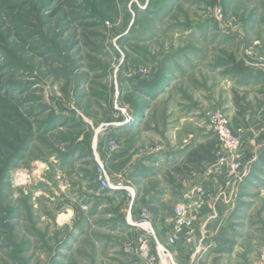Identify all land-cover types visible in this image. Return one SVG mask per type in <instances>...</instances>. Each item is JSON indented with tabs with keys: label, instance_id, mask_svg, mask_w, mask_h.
I'll list each match as a JSON object with an SVG mask.
<instances>
[{
	"label": "rangeland",
	"instance_id": "374dc122",
	"mask_svg": "<svg viewBox=\"0 0 264 264\" xmlns=\"http://www.w3.org/2000/svg\"><path fill=\"white\" fill-rule=\"evenodd\" d=\"M235 93L260 124L264 0H0V264L141 262L124 250L128 199L100 187L99 161L158 211L164 240L183 192L211 178L213 160L191 164L216 138L205 110L244 130ZM263 147L226 194L205 188L197 223L232 211L198 246H168L175 264H264Z\"/></svg>",
	"mask_w": 264,
	"mask_h": 264
},
{
	"label": "built area",
	"instance_id": "2783aa9c",
	"mask_svg": "<svg viewBox=\"0 0 264 264\" xmlns=\"http://www.w3.org/2000/svg\"><path fill=\"white\" fill-rule=\"evenodd\" d=\"M140 71L145 73L146 67H141ZM209 125L214 132L218 141V148L215 150V159L206 167V175L211 178H220L223 191L233 189L235 185L242 180L244 153L241 150L242 129H233L230 125V118L226 112L220 109H207L204 112ZM261 132L264 133V116L261 121ZM108 147L111 151L119 149V144L115 140H110ZM97 180L100 187H111L119 189L128 199V216L130 224L137 230L135 238L128 241L124 245L126 253L139 258L146 264H155L157 262V255L153 247H159L163 253L168 257L169 264H175L172 252L168 246L177 243L181 237L188 245L198 246V235L196 229V219L194 211L200 207L203 202L202 186H194L193 188L183 192V202L178 204L174 209L172 219L173 233L167 236L166 244H161L153 224V216L147 205L134 206L135 191L129 185L124 177L120 174L111 183L107 179L103 164L99 161L97 169ZM132 208L135 209L136 219L131 216Z\"/></svg>",
	"mask_w": 264,
	"mask_h": 264
},
{
	"label": "crops",
	"instance_id": "0c3cea01",
	"mask_svg": "<svg viewBox=\"0 0 264 264\" xmlns=\"http://www.w3.org/2000/svg\"><path fill=\"white\" fill-rule=\"evenodd\" d=\"M264 109L262 108L261 109V112L263 111ZM260 113V112H259ZM257 114H253L251 111H244L243 112V116L246 117L247 121H245V124L246 125H242L244 126V130L242 131V133L240 134V137H241V150L243 151V153L246 155V153H249L251 152L253 149H256V146H259L261 145V143L263 142V138H261V136L264 134L261 132L260 130V125H261V122L260 124L259 123H254V124H250V122H254V118H256ZM245 119V120H246ZM238 125H236L237 127ZM261 138V139H260ZM259 148V147H257ZM243 164H244V161H243ZM204 182V184H202ZM222 183V180L220 178H209L207 180H204L202 179V182L200 183H196L192 186V188L194 186H202L205 190V188L207 187V189L209 190V188H212V189H217L218 186H220V184ZM187 191V190H186ZM185 192V191H184ZM223 194H226V191H223ZM222 193H220L219 195H223ZM203 197V196H202ZM218 197V196H216ZM205 198V197H204ZM204 198H203V202L204 203ZM201 203V204H202ZM153 215V219L154 217L156 216V231H157V219H158V211H154L153 208H151L149 205H147ZM201 206V205H200ZM229 207L230 205L229 204H224V207L225 208H220V214H217L215 212V215H209L207 217V220H203L206 218V214L204 217H200L199 219V222L197 223V212L199 211V208H197L193 213L195 215V219H196V229H197V235H199L200 237L203 236V234H205V232H210L211 231H214L215 229H217V226H215L216 228H214L213 226V223H221V221L223 220V218L225 217L226 214L229 215L230 211H232V208H226V207ZM216 210V209H215ZM224 212H226L224 214ZM173 215H174V209H173V214H172V219H173ZM204 215V214H203ZM227 217V216H226ZM129 218V216H128ZM204 221V222H202ZM130 223V222H129ZM153 224H155L153 222ZM220 225V224H219ZM155 227V226H154ZM158 229L159 226H158ZM133 230L135 231L134 233H137V230L133 227ZM217 232V231H216ZM173 233V227L171 225V230L170 232L166 233V236H165V239L164 240H159L161 242V244H166V239H167V236H169L170 234ZM135 235L133 236V239L135 238ZM132 239V240H133ZM159 239V238H158ZM183 245H188L184 242V240L180 237L179 240ZM177 241V242H178ZM175 245V244H174ZM173 246V245H172ZM192 246V245H191ZM153 250L155 252V254L157 255V262L155 264H169V261H168V257L165 253H163L161 251V249L159 247H156L154 246L153 247ZM170 250V249H169ZM182 250V249H181ZM171 251V250H170ZM195 251V250H193ZM172 252V256H173V260H174V263H175V257L177 258L178 256V251L175 250V251H171ZM183 252H180L179 255H181ZM131 256V255H130ZM135 264H146L144 262H140V261H137Z\"/></svg>",
	"mask_w": 264,
	"mask_h": 264
},
{
	"label": "trees",
	"instance_id": "16d2710c",
	"mask_svg": "<svg viewBox=\"0 0 264 264\" xmlns=\"http://www.w3.org/2000/svg\"><path fill=\"white\" fill-rule=\"evenodd\" d=\"M244 97L239 96L237 93L234 94L233 104L236 108V114L239 116H243V107L241 105V101ZM218 148V141L215 138L213 142L208 143L207 145L201 144L199 149L196 150V152L193 153L191 164H195L197 169V166L201 164L204 161L211 162L215 159V150ZM252 167L256 166H264V147L261 150V154L258 156L257 160L255 159L253 162H251Z\"/></svg>",
	"mask_w": 264,
	"mask_h": 264
}]
</instances>
